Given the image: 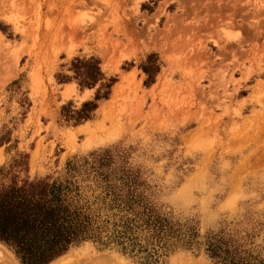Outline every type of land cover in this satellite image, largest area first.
<instances>
[{
    "label": "rangeland",
    "instance_id": "374dc122",
    "mask_svg": "<svg viewBox=\"0 0 264 264\" xmlns=\"http://www.w3.org/2000/svg\"><path fill=\"white\" fill-rule=\"evenodd\" d=\"M77 57L99 58L116 82L74 125L63 107L80 109L100 87L59 80ZM106 149L175 222L201 238L250 234L264 250V0H0V185L57 179ZM3 249L20 264L2 242L0 264H15ZM202 249L158 264H215ZM66 254L70 264H144L92 241Z\"/></svg>",
    "mask_w": 264,
    "mask_h": 264
},
{
    "label": "trees",
    "instance_id": "16d2710c",
    "mask_svg": "<svg viewBox=\"0 0 264 264\" xmlns=\"http://www.w3.org/2000/svg\"><path fill=\"white\" fill-rule=\"evenodd\" d=\"M100 63L96 57H77L71 63L73 75H59L60 81L74 79L81 88L100 84L94 100L80 109L63 107L66 120L74 125L93 117L116 82L106 77ZM143 69L151 81L159 71L156 54L148 56ZM112 152L106 149L69 161L65 174L54 180H19L15 175L0 185V242L20 264H50L86 241L115 246L123 254L139 256L144 264H158L178 249L202 247L215 264H264V250L250 234L220 231L201 238L196 228L175 222L152 199L140 173L116 165Z\"/></svg>",
    "mask_w": 264,
    "mask_h": 264
},
{
    "label": "bare ground",
    "instance_id": "6f19581e",
    "mask_svg": "<svg viewBox=\"0 0 264 264\" xmlns=\"http://www.w3.org/2000/svg\"><path fill=\"white\" fill-rule=\"evenodd\" d=\"M124 78V77H123ZM125 80V79H124ZM126 82H127V78H126V80H125ZM122 82H124L123 80H122ZM123 85H127V83L125 84V83H122ZM117 87H119V86H116V88ZM123 90V89H122ZM120 91V92H119ZM118 92L119 93H122V91L121 90H119ZM91 143H90V141L88 140V142H85V147L86 146H89ZM1 254L3 255V258L6 260V261H12V262H14L15 264H17L14 260H13V258L11 257L12 255H11V253L9 252V251H5L4 249L1 251ZM72 254V253H71ZM70 255L69 254H66V255H64V256H61V257H59V258H57L55 261H53L51 264H70L71 262H70V260H69V257ZM72 261V260H71Z\"/></svg>",
    "mask_w": 264,
    "mask_h": 264
}]
</instances>
